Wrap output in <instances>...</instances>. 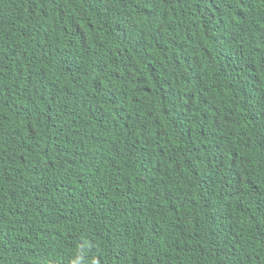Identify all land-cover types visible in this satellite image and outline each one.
Wrapping results in <instances>:
<instances>
[{"label": "trees", "instance_id": "trees-1", "mask_svg": "<svg viewBox=\"0 0 264 264\" xmlns=\"http://www.w3.org/2000/svg\"><path fill=\"white\" fill-rule=\"evenodd\" d=\"M0 264H264V0H0Z\"/></svg>", "mask_w": 264, "mask_h": 264}]
</instances>
